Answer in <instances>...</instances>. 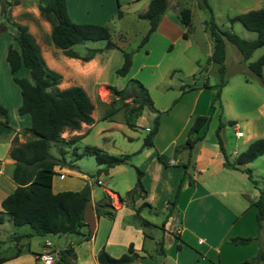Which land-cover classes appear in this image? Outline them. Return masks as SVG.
<instances>
[{
  "label": "rangeland",
  "instance_id": "rangeland-1",
  "mask_svg": "<svg viewBox=\"0 0 264 264\" xmlns=\"http://www.w3.org/2000/svg\"><path fill=\"white\" fill-rule=\"evenodd\" d=\"M17 1L19 3V0ZM140 1L143 0L133 1L128 6L123 5L121 9H141L143 2ZM179 2L181 3L180 8L184 7L190 10V26L187 32L189 37L185 39L175 38V35L181 34L180 29L182 27L177 22H174L169 24L168 35L170 36L166 38L165 42L162 41L161 37L155 36L149 42L145 43L146 47L144 46L145 44L138 47L141 36L147 29V21L145 19L132 16H125L122 19H118L115 15L108 23L103 24L109 30L111 41L118 48L131 52V59L134 58V64L124 76H119L115 73V70L120 66L122 60L120 50L116 48L103 49L104 40L85 41L83 43L73 44L70 47L80 55L87 54L91 49H99V51L95 52L96 60L93 64L83 66L79 61L76 63L64 61V56L61 51L50 44V25L39 15L35 0H21L24 9L21 7L18 8L17 3L9 6L8 10L10 21H15L20 24L26 23L24 25L27 26L28 31L38 44L45 64L47 63L49 68L60 73L61 78L57 87L65 88L71 85H78L83 88L93 105L91 111L93 122L87 128L83 126L79 129L80 133L83 131L85 133L74 143L75 151L81 153L84 146L89 145L100 148L108 154L117 155L126 153L130 155L128 163L121 170L112 173L109 172V174L102 171L97 173L96 171L101 166L95 163L92 155H83L74 161L77 169L64 168L67 170L64 174L65 180L73 178L75 181H78L77 184L81 187L88 185L91 198H99L103 191L102 187L111 189L123 197L135 181L133 166L139 168L140 171H142L144 166L146 185L148 188L145 201L150 203L152 209L141 206L137 210V213L142 219L155 225L148 226L147 224H141L143 231L145 233L149 232L153 236L161 235L162 232L159 227L160 220L162 219H166L168 229H172L168 210L161 209L160 206H157L155 199L160 198L164 200V198H167L169 201H172L175 191L177 190L178 193L180 190L181 183L179 181L183 178L184 182H187L188 175L182 172L179 179L176 171L166 170L165 173L168 174H163L159 182L155 183L153 181L152 176L157 177L158 173L154 169L152 162L143 157V152L141 153L142 149L139 150V148L143 136L152 125L154 113L147 108H143L141 114L135 119L136 129H130L124 124L122 118L123 109L121 108L109 117L103 119L105 110L109 107L117 106L115 101H118L116 96L110 92L109 86L121 88L127 79L134 78L146 87L154 108L162 112L159 116L161 135L156 140L158 146L160 144L163 145L170 138H174L175 144L184 145L191 121L186 128H184V124L188 118L190 106L196 98V111L205 109L206 111H204L205 114L203 115L208 116V122L199 131V135L191 134V137L201 136L199 139L211 138L216 142L214 130L220 121L223 123V126L219 129V138L220 140L225 139L228 142L225 148L226 154H229V144L235 145L236 154L233 157L244 150L250 141L246 145L239 144L241 139L234 142L233 138H230L231 125L227 123V120L231 117V114L242 111L243 109H248L247 112L251 114L254 107L264 100V86L246 68L248 62L255 60L264 52V44L255 48L246 60H241L236 48L229 42H225L224 77L226 78V83L221 87L219 92L220 110L217 109L214 103L216 109L211 111L210 102L214 97L219 77L216 66L213 63L206 64V58L208 57L207 48L211 44V38L204 24L205 21L212 18L218 28L230 30L243 39H254L255 32L244 29L238 21L230 23L228 18L250 9H264V0H179ZM10 21H5L4 17L0 14V98L4 101V103H0L6 107L8 115L10 114L12 116V121L14 115H18L12 106L16 99L19 98V95H17L19 91L17 85L11 79L5 61L6 48L13 41L10 30H6L7 28L10 29ZM144 47L147 49V53H145ZM194 59L196 61H193ZM2 65H5L6 68ZM205 70V77L199 78L198 75L201 74V71L203 72ZM171 71L173 75L169 78L166 74ZM195 72H198L197 78L192 80L191 74ZM20 74L26 76V71L22 69ZM204 80L207 81L209 87L200 89L201 87L199 86ZM193 82H197L195 83L194 89L180 92V84H191ZM199 89L200 91H198ZM174 99L176 100L172 103ZM128 100L125 99V102ZM127 104L132 105L130 102H127ZM262 110L264 112V107ZM239 116L237 115L236 118L238 119L235 122L241 126L243 119H239L241 118ZM256 125L257 122L250 123L249 128L255 130ZM260 129L258 134L263 131L264 124ZM21 130L14 134L17 137L15 144L24 140L23 135L20 133ZM70 133V131L64 130L61 136L64 139H69L72 137ZM199 139L196 138L191 147ZM70 150L71 148H68L64 155L66 160L72 158ZM49 151L52 155L58 156L56 146H50ZM1 155H3L2 147H0ZM226 156L228 157L229 155ZM139 164H141L142 168L139 167ZM247 164L248 169L251 170L255 186L258 189L261 188L263 186L264 155L257 156ZM181 171L182 169L179 170V172ZM186 172H188V169ZM81 174L83 175V179H80ZM57 178L58 174L56 173L53 176V181L57 180ZM67 186L71 189L76 188L75 185L68 184ZM112 204H118L115 197L112 199ZM153 207L155 208L153 209ZM3 215L2 223H0L1 256L8 257V255L14 253L19 247L21 251L20 257L24 263L33 264L35 263L32 258L33 252L38 248L39 243L44 238H49L53 242V246L57 247V241L51 234L26 236L24 233L30 232L28 225L15 226L8 215ZM134 217L137 218L136 215L129 216L127 214L124 216V219L132 220ZM69 236L76 237L75 234H68L67 237ZM149 242L151 241L147 239L146 243ZM255 242L258 246L264 247V219L261 222ZM19 244H22L21 247ZM27 244L29 247H27Z\"/></svg>",
  "mask_w": 264,
  "mask_h": 264
},
{
  "label": "trees",
  "instance_id": "trees-1",
  "mask_svg": "<svg viewBox=\"0 0 264 264\" xmlns=\"http://www.w3.org/2000/svg\"><path fill=\"white\" fill-rule=\"evenodd\" d=\"M39 15L49 23V41L64 56L78 58L81 61H87L99 51L91 49L85 55H80L70 47L76 43L85 41L104 40L103 49H119L122 55L120 66L115 70L119 76H124L131 65V52L122 50L111 41L110 33L106 25L95 23H77L71 21L68 16L65 0H35ZM17 0H0V14L5 21H10L8 10L9 6L17 4ZM168 0H148L146 9L137 14L138 18L147 21V29L141 36L138 47L142 46L153 32L161 15L167 7ZM121 14L117 8L116 16ZM176 16L182 27L190 26V11L188 8H178ZM229 22L238 21L244 29L255 32V38L251 40L243 39L234 32L227 29H220L213 22L212 18L205 21V28L208 30L211 38L212 49L206 58V64L213 63L218 73V83L215 94L210 102L211 111L217 107L220 110L219 92L226 83L224 77V42H229L238 51L241 60H246L252 51L264 44V9H250L243 13L228 18ZM11 36L15 41V46L8 45L5 52V61L8 66L12 81L19 90L20 102L16 107L18 115H28L29 126L23 128L20 133L24 140L13 145L8 150V156L13 160L11 169V179L15 184L13 190L4 196L0 201V212L9 216L15 226L26 224L30 228L28 235L45 234H64L79 233V229L85 225L83 222V209L89 199L90 190L88 185L82 186L78 190H60L52 191V178L56 174L55 167L76 168L73 162L83 155H92L97 165L101 166L96 172H106L107 168L117 164H127L129 154H108L100 148L86 145L81 153L75 151L73 146L78 135L69 139H64L61 133L64 130H78L80 124L90 125L93 122L91 111L93 105L82 87L71 85L65 88H58L61 75L57 71L49 68L41 56L38 44L34 37L28 31L24 24L10 21ZM185 32L182 37L185 38ZM137 47V48H138ZM246 68L254 74L260 84L264 86V52L255 60L248 62ZM24 69L25 75H17ZM196 77H192V80ZM194 82L191 84H180V92L194 89ZM208 88L209 85L204 80L200 86ZM110 92L116 96L117 106L109 107L105 110L103 119L109 117L118 109H123V122L130 129H136V117L141 114L143 108L154 113L152 125L147 129L142 138L139 150L152 147V138L156 133L159 116L162 112L156 110L152 100L149 97L146 87L137 79L129 78L121 88L109 86ZM125 99H129L132 105H128ZM176 99L172 101L174 103ZM216 107H215V104ZM129 106V107H128ZM126 107V108H124ZM208 122V116L195 115L187 131L184 145L174 147V152L181 149H189L193 141L198 137H191V134L198 133ZM227 123L232 125L233 120ZM223 123L218 122L214 134L218 147L223 155V164L231 168L240 169L242 165L252 161L260 155H264V137H258L251 140L246 148L239 152L231 160L225 155L222 149V143L218 132ZM13 131L9 124L8 111L0 103V136L8 135ZM17 137L11 138L12 143H16ZM56 146L58 156L50 153V146ZM64 148H71L72 159L68 162L64 158ZM135 171V181L133 186L128 189L124 196H119L115 191H102L101 196L94 201L93 211L96 217H105L112 219L115 213V207L112 204L113 197L123 202L126 206L134 207V201L138 198L144 199L146 191L141 183L142 171L133 166ZM185 168V165H183ZM247 178L255 186V181L251 177L250 170L243 168ZM263 186L258 189V194L253 201L255 208L256 234L252 237H230L229 242L246 244L257 240L258 230L264 219V173ZM189 182V181H188ZM179 187V185H178ZM177 190L174 193V199L168 201V214L173 211L174 201ZM141 206H148V203L142 201L135 208V211ZM0 223L2 216L0 215ZM148 221L141 219L140 224H147ZM178 246V245H177ZM20 248L14 252L17 255ZM156 254L161 258L164 252L161 243L158 242L155 248ZM138 256L132 251L131 244L127 247V253L118 257L110 256L106 251L100 249L96 253L98 264H129ZM74 253L70 246L58 251V260L56 264H72ZM8 257L0 255V263L7 260ZM158 264H164L158 262ZM238 264H264V247L258 246L254 256L240 261Z\"/></svg>",
  "mask_w": 264,
  "mask_h": 264
},
{
  "label": "crops",
  "instance_id": "crops-1",
  "mask_svg": "<svg viewBox=\"0 0 264 264\" xmlns=\"http://www.w3.org/2000/svg\"><path fill=\"white\" fill-rule=\"evenodd\" d=\"M133 1L137 0H65V5L69 18L74 22L106 24L115 17L117 8L121 12L118 19H122L125 16L138 18L137 14L146 9L148 0L140 1L144 3H142L141 9H121L123 5L128 6ZM180 5L179 0H168L167 7L161 15L156 29L149 34L145 43L149 42L155 36L161 37L162 41L165 42L166 38L170 36L168 35L169 24L177 22L181 25L176 16V10L180 8ZM20 7L24 9L21 0L18 3V8ZM180 30L181 34L175 35V38H183V32L186 34L185 38L189 37L187 35L188 28L182 27ZM11 43L14 47L15 41L13 40ZM144 46L146 47V44ZM211 49L212 44H209L207 56L211 53ZM145 53H147L146 48ZM95 57L94 54L89 60L81 61L78 58L64 56L63 60L73 63L79 61L83 66H89L95 62ZM193 61H196V59ZM133 64L134 58L131 59L129 69H131ZM46 65L49 66L47 63ZM2 66L6 68L5 65ZM129 69L127 72H129ZM205 72L206 70L201 71L199 75L198 72H195L191 74V77L197 78L198 75L199 78H203V76L205 77ZM17 75H20V73ZM172 75V71L166 74L169 78ZM195 83L197 82H194V85ZM0 102L4 103L1 98ZM19 102L20 97L16 99L12 108L16 109ZM196 104L197 99L195 98V101L190 106L184 128L189 125L190 121L192 122L195 115L205 114V109L196 111ZM263 107L264 100L254 107L251 114L247 112L248 109L231 114L228 120L236 121L238 119L236 118L237 115H240L239 117L241 118L239 119H243L241 126L237 125L236 122L231 125L230 138H233L234 142L241 139L239 144L246 145L254 138L264 137V129L258 134L261 126L264 124ZM11 118L12 116L9 114V124L13 131L8 135L0 136V147H2L3 154L0 156V201L15 187L10 175L13 160L8 156V150L16 144L11 142V138L17 131L29 126V117L26 114L14 115L12 121ZM257 120H260L261 123ZM254 122H257L256 128L254 127L255 130L249 128L250 123ZM83 126L87 128L88 125L81 123L79 129ZM79 129L70 131V136L78 135L81 138L85 132L80 133ZM160 130L161 123L158 124L156 133L152 138L153 146L141 150L143 157L152 162L154 169L158 173L157 177L152 176L153 181L155 183L159 182L163 174H168L165 173L166 170L176 171L179 179L182 172L188 175L187 182H184L183 178L179 181L181 183L180 190L175 197L173 211L169 214L172 229H168L166 219L160 220L159 229L162 233L159 236H153L149 232L145 233L141 228L140 220L142 218L135 211V207L139 206L142 201H145L148 193L146 172L143 166L141 183L146 191L144 199H136L134 201V207H127L123 202L117 200L118 204L113 205L115 207L113 218L107 219L102 216H95L93 203L98 198H91L90 192L89 199L84 205L82 214L85 225L79 229V233L51 234L57 241V247L53 246V242L49 238H44L39 243L38 248L33 252L32 258L35 261L33 264H56L58 251L68 246L72 248L74 253V258L71 260L72 264H98L96 253L100 249H103L112 257H118L121 254L127 253L129 244H131L132 251L138 255L129 264H158V262H163L164 264H238L240 261L255 255L258 248L255 241H250L246 244L227 241L229 237H252L256 234L255 208L252 203L258 194V188L253 185L247 178L246 173L242 171L243 168H248V164L242 165L240 169L224 165L221 149L211 138H201L191 148L181 149L177 152H174V147L177 146L174 138H170L163 145L160 144L158 146L156 140L161 135ZM236 132L239 133L238 136H236ZM196 134L199 135V132ZM221 143L225 155H229L228 158L231 160L233 155L236 154L235 145L229 144V154H226L225 148L228 142L222 139ZM67 149L64 148L65 153ZM69 160L66 161L68 162ZM124 165L117 164L109 167L106 173L109 174V172L112 173L121 170ZM183 165H185V172L183 171ZM75 167L72 169H77L76 165ZM139 167H141V164H139ZM64 168L66 167L54 168L57 174H62V177H58L55 181L52 178L53 192L60 190H78L81 187L77 184L78 181H75L73 178L65 180L64 174L67 170ZM181 169L182 171L179 172ZM187 169L188 172H186ZM80 179H83L82 174ZM68 184L75 185L76 188H68ZM102 190L108 191L111 189L102 187ZM155 201L157 203L156 205L160 206L161 209H167L169 201L167 198H164V200L157 198ZM147 203L148 206L146 207L152 209L150 203ZM127 214L129 216L136 215L138 219L135 217L132 220L124 219V216ZM0 215L2 217L4 216L1 212ZM147 225L155 226L149 221ZM68 234H75L76 237H67ZM147 239L151 242L146 243ZM45 241H48L50 245L45 246ZM158 242L161 243V248L164 252L162 258L155 251ZM19 245L21 247L22 244ZM27 247H29L28 244ZM42 251H48L52 254L53 261L51 263H44L36 258L37 254ZM20 255V250L17 255L12 253L8 255L7 260L0 264H26Z\"/></svg>",
  "mask_w": 264,
  "mask_h": 264
},
{
  "label": "built area",
  "instance_id": "built-area-1",
  "mask_svg": "<svg viewBox=\"0 0 264 264\" xmlns=\"http://www.w3.org/2000/svg\"><path fill=\"white\" fill-rule=\"evenodd\" d=\"M236 136L239 135L238 132L235 133ZM58 177H62V174H58ZM44 245L45 246H49L50 243L48 241H45L44 242ZM36 258L41 261V262H44V263H51L53 261V256L50 252L48 251H42L41 253L37 254Z\"/></svg>",
  "mask_w": 264,
  "mask_h": 264
}]
</instances>
